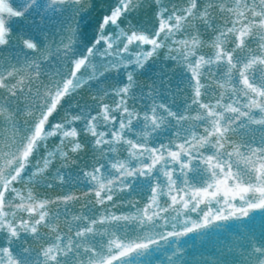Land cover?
<instances>
[{"label":"snow or ice","instance_id":"snow-or-ice-1","mask_svg":"<svg viewBox=\"0 0 264 264\" xmlns=\"http://www.w3.org/2000/svg\"><path fill=\"white\" fill-rule=\"evenodd\" d=\"M0 264H264V0H0Z\"/></svg>","mask_w":264,"mask_h":264}]
</instances>
